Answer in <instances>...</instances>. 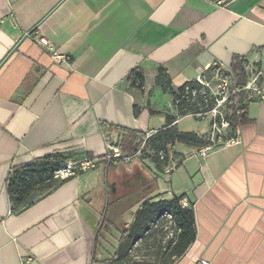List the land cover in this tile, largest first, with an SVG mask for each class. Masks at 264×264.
Returning <instances> with one entry per match:
<instances>
[{
  "label": "crops",
  "instance_id": "crops-1",
  "mask_svg": "<svg viewBox=\"0 0 264 264\" xmlns=\"http://www.w3.org/2000/svg\"><path fill=\"white\" fill-rule=\"evenodd\" d=\"M235 58L264 69V0H0V264H115L142 203L175 197L194 205L197 237L171 264H264V101L205 158L176 142L158 168L149 146L176 113L158 69L173 90L213 85ZM172 127L207 137L211 119ZM121 129L149 140L130 163L106 158ZM59 153L97 163L13 212L11 169Z\"/></svg>",
  "mask_w": 264,
  "mask_h": 264
},
{
  "label": "trees",
  "instance_id": "trees-1",
  "mask_svg": "<svg viewBox=\"0 0 264 264\" xmlns=\"http://www.w3.org/2000/svg\"><path fill=\"white\" fill-rule=\"evenodd\" d=\"M246 59L235 58L227 69L229 75L230 98L225 108V120L229 124L228 139L234 138L237 130L250 122L248 117L249 101L243 91L247 80ZM221 68L220 66L215 69ZM222 69V68H221ZM157 85L173 96L175 115L167 114V128L150 138V148L154 151V161L158 168L168 166L170 162L169 147L176 142L186 143L196 148L208 145L209 138L199 137L195 133H180L172 125L181 117L211 110L214 102L210 93L193 80L186 82L176 90L171 88V80L164 67L158 69ZM127 80L133 86L141 87L144 83L143 74L133 70ZM196 91L195 95L193 92ZM147 140V134L128 129H121L118 146L123 155L135 156L139 148ZM163 152L164 158L159 154ZM89 159L92 157L89 156ZM69 158L63 154L35 160L29 164L13 167L7 178V193L12 203L13 212L30 206L34 200L42 196L65 180L56 178L60 168L65 167ZM82 172L78 169L74 171ZM183 197L170 200H145L138 210L134 222L122 235L115 251L112 263L115 264H171L182 257L197 237L196 216L194 205L184 207ZM170 224V233L165 231L163 221ZM170 232V231H169ZM143 253H140L142 252Z\"/></svg>",
  "mask_w": 264,
  "mask_h": 264
},
{
  "label": "built area",
  "instance_id": "built-area-1",
  "mask_svg": "<svg viewBox=\"0 0 264 264\" xmlns=\"http://www.w3.org/2000/svg\"><path fill=\"white\" fill-rule=\"evenodd\" d=\"M218 6H225L230 0H210ZM45 42V41H44ZM57 59H61L62 55L55 53ZM246 71L248 73V80L243 89L247 101H253L260 99L264 101V88L261 85L262 78L264 76V69H257L249 64L246 65ZM197 82L202 86L204 91L210 93L211 99L214 102V106L208 112H203L197 117L210 118L211 119V137L209 138V144L200 148L198 156L205 158L211 151L216 149L219 142L223 141V132L221 128L229 127L228 122L225 120V108L230 98L229 90V75L224 69L218 68L214 73L215 87L201 75L197 79ZM196 91L193 92L195 95ZM137 155V154H136ZM135 155V156H136ZM135 156L123 155L118 144L114 140H110L108 143V153L106 158L113 163H130ZM160 158H164V153L159 154ZM97 161L95 159L84 158L79 161H68L65 167L60 168L56 174V178L65 180L74 175L76 169L86 172L96 166ZM181 204L186 207V200H182ZM196 264H210L205 259H200Z\"/></svg>",
  "mask_w": 264,
  "mask_h": 264
},
{
  "label": "rangeland",
  "instance_id": "rangeland-1",
  "mask_svg": "<svg viewBox=\"0 0 264 264\" xmlns=\"http://www.w3.org/2000/svg\"><path fill=\"white\" fill-rule=\"evenodd\" d=\"M213 83V82H212ZM213 86L215 87V83H213ZM221 130H222V132H223V135H224V137L223 138H225V137H227V136H229V134H230V131H229V127H227V128H221ZM211 137V130H210V132L208 133V135H207V138H210ZM165 228V231H168V233H170L169 235H171V230H170V224L165 220V221H163V223H161ZM170 231V232H169Z\"/></svg>",
  "mask_w": 264,
  "mask_h": 264
}]
</instances>
